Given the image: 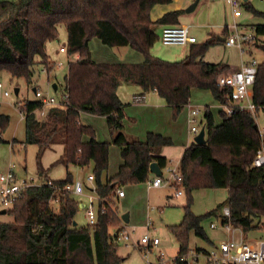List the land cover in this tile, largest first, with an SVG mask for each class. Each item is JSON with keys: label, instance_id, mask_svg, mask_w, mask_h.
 <instances>
[{"label": "trees", "instance_id": "obj_1", "mask_svg": "<svg viewBox=\"0 0 264 264\" xmlns=\"http://www.w3.org/2000/svg\"><path fill=\"white\" fill-rule=\"evenodd\" d=\"M173 1L0 0V72L26 78L29 83L34 81L39 64L52 70L47 43L58 38L60 25H66V50L79 55L70 62L61 84L69 91L68 104L49 106L42 118L36 112L40 101L18 103L24 114L25 142L39 145L41 153L55 143L64 144L60 161L67 167L72 164L91 168L96 190L104 199L98 205L97 222L81 224L77 216L86 210L85 203L63 189L75 180L72 174L53 181L62 189L48 184L29 186L7 209L13 219L0 222V264H123L124 258L118 253L117 228L122 221L116 208L117 190L153 179L151 163L157 161L165 168L168 159L162 149L174 142L155 132H150L146 140L128 135L127 103L119 94L122 84L139 86L144 97L145 93L157 92L172 106L176 117L189 105L193 88L208 89L223 105L232 104L235 89L221 86L218 81L229 66L204 59L214 37L189 45L190 53L181 60L170 61L152 53L161 40L157 25H178L182 13L171 10L155 19L153 9ZM242 5L264 18V11L250 1H243ZM253 27L259 37L254 44L264 52V21ZM94 38L110 47L130 46L145 59L138 63L98 62L93 59L90 46ZM252 99L258 109L264 107V60L258 66ZM234 104L232 114L222 111L220 124L205 106L200 123L206 128L207 142L192 141L182 155L179 170L184 180L182 184H172L175 190L191 193L200 188H227L229 197L226 204L201 215L192 211L189 199L183 220L172 226L180 245L178 257L191 251L190 231L194 229L199 237L207 238L202 222L220 211L224 223L230 222L246 233L262 231L264 168L254 165L261 146V130L255 113ZM83 112L106 116L112 141L122 149L123 163L113 176L108 175L111 143L99 140L95 128L81 121ZM10 121L8 114L0 113V142L4 141L2 134ZM55 195L60 196L58 204L51 201ZM105 204L103 211L101 206ZM225 205L230 207V217L223 214ZM177 264L189 262L178 259Z\"/></svg>", "mask_w": 264, "mask_h": 264}, {"label": "rangeland", "instance_id": "obj_2", "mask_svg": "<svg viewBox=\"0 0 264 264\" xmlns=\"http://www.w3.org/2000/svg\"><path fill=\"white\" fill-rule=\"evenodd\" d=\"M251 1L257 9L264 11V0ZM239 10L241 12V16L237 18L239 22L248 21L250 23H257L264 21L263 17L254 15L248 11L244 5H242ZM194 32L198 35L204 33L203 31H200L201 33H198L199 31ZM61 47L68 49V31L66 25L64 24L59 26L58 38L47 43V53L53 60L51 63L52 70H49L50 67L47 68L49 74L44 71V66L39 64L34 81L29 83L26 78L14 77L7 71L0 72V82L4 84V90L10 92L9 95H5L2 90L0 91V113L8 114L11 119L9 126L2 134L4 141L0 142V174L8 172L9 166L12 162L15 166V172L20 180H34L39 184L49 180L54 181L66 179L68 173L72 174L73 178L76 180L86 179V177L92 173L91 168H83L79 166H70L68 172L66 164L60 161L65 153V147L62 143H55L53 146L47 148L43 153H41L39 145L25 142V121L22 120V114L18 103L21 104L23 102L24 104L25 100H35L36 95L33 90L34 87H40L46 91H51L49 81L53 82V76L55 74H57L58 82L61 84L64 83V77L68 72L70 62L75 60L76 54H70L68 50L61 51ZM112 48L113 47L103 44L100 39L96 38L95 41L91 43L93 59L100 61L114 59L116 55L112 52L118 53V51H112L117 50ZM184 48H187V46L165 45L160 40L155 47L157 53L160 55H162L165 50V52L170 55L168 56L169 59L166 58V60L170 61L182 59L177 58V55H179ZM257 50L254 49L253 56L260 61L264 60V52ZM228 55H231L236 62L237 60L239 61L241 57L236 47H228L222 43L213 46L212 49L207 52L204 59L208 61H220L224 56ZM246 56L250 58V55L246 54ZM59 63H61V67H59ZM17 87L21 88V91L18 94L15 91V88ZM154 95L155 94L152 92L149 94L150 97ZM197 96H201L202 101L200 99L196 101L195 98H197ZM190 103L191 105H199L202 109L205 108V106H208L212 111L215 122L217 124L222 122V111H224L226 107L214 97L210 90L196 89L195 91H192ZM188 109L189 107L187 105L177 117L173 111L174 119L179 118L178 120H180L179 124L181 123V115ZM256 111L255 115L258 125L260 130L264 131V107H260ZM204 113L205 112L199 116L200 119L204 117ZM82 118L87 124H90L95 128L96 134H98L101 139L103 137H108V139L106 138L104 141L111 143L109 175H115L122 160V151L121 148L112 141V135L106 116L84 112ZM125 126L128 135L132 136L130 128L135 127L134 120L126 116ZM189 126L191 125H189L186 114L184 130H189ZM201 126L202 124L200 123L199 127ZM190 137H192L194 141L196 134H190ZM176 141L175 145L170 146L169 150L170 155L177 159L181 155L184 147L180 145V142ZM12 142H14V144L16 142L14 148H12ZM149 184V181H147L123 186L128 195L125 198H121L120 201L117 200L116 208L121 216L128 212L130 215L132 213L134 216V218L127 222V224L130 226H136L135 232L132 233L135 241H138L143 234L149 233L152 236H158L161 239V244L159 246H153L150 250L149 247L143 245L141 247L135 246L132 241H127L121 236L118 241V253L124 258L123 264H148V260L156 262L162 252H164L166 259L176 257L179 252L180 245L172 231V226L179 224L183 220V207L189 203V199H192V211L201 215L213 208H216L219 203L226 204L229 197V191L227 188H200L193 190L191 193L185 189L184 194L180 197H176V195H174L175 190H173L170 194L173 195V197L168 198L167 192L169 190L163 187L150 188ZM77 198L83 204L87 202V197L85 196L77 195ZM150 204L157 208H164L165 213L160 214L158 210L148 209ZM1 209L2 208L0 207V211ZM213 217H206L202 222L207 233V238L199 237L194 229L190 231L188 244L189 249H211L212 243L228 238L229 233L223 231H226V229L219 223V221H216L218 224L216 229L211 228V222L216 219H213ZM12 219L13 217L10 214L0 213V222ZM77 220L81 224H87L85 210L82 209L78 213ZM148 223L150 224L149 228H147ZM111 230L114 231V227L111 228ZM236 235L239 237L238 233ZM246 236L248 240L264 238V231L247 232ZM201 261L204 262V258H202Z\"/></svg>", "mask_w": 264, "mask_h": 264}, {"label": "built area", "instance_id": "obj_3", "mask_svg": "<svg viewBox=\"0 0 264 264\" xmlns=\"http://www.w3.org/2000/svg\"><path fill=\"white\" fill-rule=\"evenodd\" d=\"M231 4L235 13L241 7L243 0H227ZM229 33L225 37V44L228 46H237L241 49L242 54H250V58L243 60V64L239 70L230 71L222 73L219 78V84L221 86H229L235 89L234 96L232 98V104L234 102L240 106L243 110H249L256 113L258 109L256 103L252 99V86L256 79V74L259 66V59L253 56L251 52L257 49L254 42L259 40L258 34L255 27L249 25H243L238 22L231 23L227 25ZM161 40L165 45H191L198 42V38L195 34L191 33L190 26L184 24L178 25H166L163 27L161 32ZM61 51H67L66 48L61 47ZM57 64V63H56ZM61 67V63L58 64ZM44 71L48 73L46 67ZM50 90L53 85L49 81ZM34 89L36 100L40 101L41 104L36 109V112L40 117H44L47 112V108L51 105H65L68 104L69 91L64 87L57 94L49 90H44L40 87H35ZM3 91L5 95H9L10 92L4 90V84L0 82V91ZM142 95H137L135 98H143ZM224 104L226 107V112L232 114L234 111L233 105ZM235 105V104H234ZM22 118H24V114ZM202 113L201 106H192L190 108V119L192 124V131L194 134H199L202 126L199 127L201 122L200 115ZM261 146L258 149L257 156L254 159V165L264 168V131L261 130ZM169 176L165 177L162 175H157L149 181L153 186H165L169 184H182L183 174L179 170V165L169 168ZM42 184H48L57 189H62L53 181H45ZM32 185L37 184L34 181H27L25 179L20 180L15 173V167L13 164L10 165L8 172L0 174V207L2 209H8L12 206L17 199L22 197L23 192ZM56 189V190H57ZM64 190L70 191L75 195L87 197L86 206V217L89 224H94L97 222V214L101 201L104 199L100 197L97 192V186L95 183V176L90 173L87 179H75L73 182L66 184L63 187ZM58 191V190H57ZM184 192L182 189H176V195L180 196ZM118 196L125 195V189L119 188L117 190ZM60 196L55 195L51 198L52 202H59ZM102 210H106V204L102 207ZM223 214L227 217L231 216V210L228 205L223 208ZM121 224L118 228V241L122 236L127 241H132L135 246H159L161 244V239L158 236H152L147 233L144 234L140 240L135 241L133 239L132 233L135 232L136 228L131 227L127 224L123 217L121 216ZM212 227H218L216 223L211 224ZM226 231L229 233L227 239L220 240L217 244H213L211 249H196L191 250L186 254H182L178 257L172 259H166L164 252L158 257V261L151 262L148 264H177L178 259L188 260L189 264H194L195 262L201 264H264V238H255L248 240L245 236V231L239 227L233 226L230 222L221 224ZM262 231H264V223L262 224ZM239 234L237 237L236 234ZM241 234V236H240ZM178 257V259H177ZM204 258V262L201 259Z\"/></svg>", "mask_w": 264, "mask_h": 264}, {"label": "crops", "instance_id": "obj_4", "mask_svg": "<svg viewBox=\"0 0 264 264\" xmlns=\"http://www.w3.org/2000/svg\"><path fill=\"white\" fill-rule=\"evenodd\" d=\"M195 1L196 0H174L171 4H159V5L155 6L153 9V18H155V19L159 18L162 15H164L166 12L171 11V10H178V9L182 10L181 15L179 16V23L184 24V25H189L191 33L195 34L197 36L199 43H203L207 39L214 37V42H213V44L210 45L207 52H209V50H211L213 46H216L218 44L223 43L225 46H228L224 42L225 37L229 32L227 25L234 23L235 21L240 23V24H243V25L253 26L256 24V23H250L248 21L239 22L237 18L239 16H241L240 10L238 9L239 11H237L235 13L231 4L228 3L226 0H198L197 6L194 9H189L191 4H193ZM243 1L244 2L250 1L252 3L251 0H243ZM163 27H164V25H157L156 31L159 34H161ZM194 31H197V32L199 31L198 33H201L203 31L204 33L201 35H198ZM95 39L96 38H94L91 41V43L93 41H95ZM159 40L157 41V43L159 42ZM91 43H90V46H91ZM156 44L152 48V53L158 57L169 59L168 56H170V55L168 53H166L165 50H164V53L162 55L157 53V50L155 49ZM182 46H185V47L187 46V48H184L181 51V53L179 55H177V58L183 59L190 53V46L189 45H182ZM228 47H236V49H238L239 54L241 56L239 61L238 60H237V62H236V60L234 61V58L231 55H228V56H224L220 61H210V62L227 64L229 66L228 71L241 68V66L243 64V60H247L248 57L246 56V54H242L241 49H239L237 46H228ZM112 49H117V50H112V51H118V53L112 52L113 54L116 55L114 59H107L106 61H100V60H96V61H98V62H117V63H138V62L144 61V59H145L144 55L141 52L135 50L134 48H132L130 46H116V47H113ZM155 50H156V53H155ZM257 51H262V50L258 49ZM207 52H206V54H207ZM251 53L253 54V52H251ZM248 55H250V54H248ZM78 56L79 55L76 54L75 60H77ZM245 56H246V58H245ZM171 60H173V59H171ZM173 61H175V60H173ZM53 70H55V69H53ZM68 71H69V69H68ZM50 75H51V73H50ZM55 83L57 84V88H54ZM52 84L53 85L51 86V91L55 94L59 93L61 91L62 85H61V83L58 82L57 74H55L53 76ZM17 88H19V93H20L21 88L20 87H17ZM34 88H33V90H34ZM196 89H199V88H193L192 91H195ZM152 93H154L155 95L150 97L149 94H151V92H148V93H145L146 94L145 97H143L142 99L139 98V100H138L135 97L137 95L144 94L142 89L139 86L134 85V84H122L119 87V94H120L121 98L123 99V101L127 103L126 110H125L126 114L128 113L127 117L132 118L135 122V127L130 128V132H131L133 137L140 138L141 140H146L147 136L150 132L161 133L164 136L171 137L173 139V142H174L173 145H175V141L177 140L178 142H180V145L184 147L181 155L177 159L175 157H173L172 155H170V150H169L170 146L164 147L162 149V152H161L162 155L166 156L168 159L166 167L162 169V176L168 177L169 173H170L169 168L173 167V166L180 165V161H181L182 155H183L186 147H188L191 144V142L193 141L192 137H190V134L191 135L194 134V132L192 131V124H191V119H190V116H191L190 115V108L192 106H196V105H194V104L191 105V103H189V105H188L189 109L185 110V112H183V114L181 115V118H180L181 123L179 124V121H180V120H178L179 118L174 119V117H173L172 106L167 104L159 96V94L157 92L152 91ZM195 99H196V101H198L199 99L201 100V96L200 97L197 96V98H195ZM83 113H82V115H83ZM186 114L188 117L189 125H191V126H189V130H184V123H186ZM82 115H81V121L83 123L87 124L85 122V120L82 118ZM22 120H24V118H22ZM197 135L198 134H196V136ZM98 137H99V135H98ZM86 138L88 139L89 137L87 136ZM106 138L108 139V137H103L102 139H101V137H99L98 139L101 141H104V139H106ZM11 144L13 146L12 148H14V145L16 144V142H15V144H14V142ZM173 145H171V146H173ZM121 151H122V149H121ZM122 163H123V159L121 160V163L119 164V168L117 169L116 172L119 171ZM11 164H13V162ZM70 166H76V165L71 164ZM69 167H67L68 172H69ZM109 174L110 173L108 170V175ZM155 176H157V174L153 173L152 177L154 178ZM86 179H87V177H86ZM86 179H84V180H86ZM37 184H39V183H37ZM149 185H150V188H153V187L162 188L163 187V188L169 190L167 192L168 198L173 197V195H170V194L173 192V190H175L174 185H172V184L165 185V186H153L151 184H149ZM122 188H123V186H122ZM127 195H128V193L125 190V195L124 196H117L118 197L117 200L120 201L121 198H125V197H127ZM174 195H176V192H174ZM182 195H180V196H182ZM180 196L176 195V197H180ZM53 203L58 204V202H53ZM219 204H222V203H219ZM148 209L158 210L160 212V214L165 213L164 208H157L151 204L148 206ZM3 210H5V209H1L0 213L1 214H7V213L2 212ZM127 214L129 217V221L134 218L132 213H131V215L129 212ZM221 216H222V214L220 211L219 215H215L213 217V219H215V218L216 219L213 220L211 222V224L212 223L217 224L216 221H219V223L222 224ZM122 217H123V215H122ZM123 220H124V218H123ZM149 225L150 224L148 223L147 228H149ZM169 225H172V224H169ZM210 226H211V228H214V227H212V225H210ZM217 226H218V224H217ZM131 227L136 228V226H134V225ZM216 228H214V229H216ZM223 231L227 232L225 230H223ZM145 234H147V233H145ZM245 236H246V233H245ZM218 242L219 241L214 242L213 244H217ZM213 244H212V246H213ZM152 247H150V250L152 249ZM179 250H180V248H179ZM148 261H147V263H148Z\"/></svg>", "mask_w": 264, "mask_h": 264}, {"label": "water", "instance_id": "obj_5", "mask_svg": "<svg viewBox=\"0 0 264 264\" xmlns=\"http://www.w3.org/2000/svg\"><path fill=\"white\" fill-rule=\"evenodd\" d=\"M198 4V0H196L193 4H191L189 9H194ZM54 88H57V84H54ZM36 89V88H34ZM16 93H19V88H15ZM195 141L198 143H206L207 139H206V128L203 127L200 131V133L195 137ZM151 171L157 175H162V167L160 166V164L157 161H154L151 163ZM2 212L7 213V210H3ZM123 218L126 222L129 221V217L128 214H123ZM77 223V222H76ZM119 230H117L118 232Z\"/></svg>", "mask_w": 264, "mask_h": 264}]
</instances>
